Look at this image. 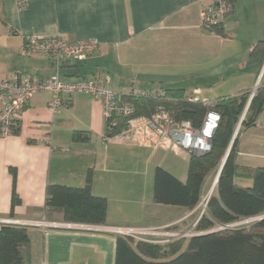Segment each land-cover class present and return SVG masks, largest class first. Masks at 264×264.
<instances>
[{"label":"crops","instance_id":"crops-1","mask_svg":"<svg viewBox=\"0 0 264 264\" xmlns=\"http://www.w3.org/2000/svg\"><path fill=\"white\" fill-rule=\"evenodd\" d=\"M27 1L25 8L17 0L0 2V82L16 75L76 81L101 74L123 96L182 89L189 99L214 103L264 87V55L252 54L264 41V0H231L223 35L201 26L204 7L197 0ZM33 35L100 45L87 61L67 60L57 70L50 58L26 52ZM51 99L48 92L35 95L22 113L20 133L0 137V228L8 220L39 224L26 226L31 264H115L117 234L110 228H193L200 205L188 212L153 199L156 168L184 183L190 153L107 141L101 102L78 93L53 112ZM4 105L0 99V113ZM75 132H88L90 140L75 141ZM238 163L264 167V110L241 135ZM89 171L93 194L108 201L104 225L45 214L49 185L81 188ZM14 191L20 203L13 208Z\"/></svg>","mask_w":264,"mask_h":264},{"label":"trees","instance_id":"trees-1","mask_svg":"<svg viewBox=\"0 0 264 264\" xmlns=\"http://www.w3.org/2000/svg\"><path fill=\"white\" fill-rule=\"evenodd\" d=\"M222 27L212 31L223 35ZM261 52L264 55V41L252 49L253 55ZM143 93L125 96L134 105V116L151 117L159 107H164L174 121H190L198 130L209 112L220 116L210 140V151L200 156L190 155L186 182L161 167L156 168L154 203L193 211L201 204L208 184L218 180L206 212L194 228L197 235L165 244L117 235L115 264H264V167L238 163L240 135L256 125L264 110V87H259L251 101V94L243 93L219 99L212 108L202 101L187 98L182 89L158 90L149 96ZM155 93L162 95L158 98ZM249 101L241 129L232 144ZM127 120L122 116L105 120V138L122 132ZM19 133L20 123L14 135ZM73 139L88 142L90 134L75 132ZM13 175L15 178L16 174ZM92 180V171H89L81 188L49 185L45 214H58L66 223L104 225L108 201L93 194ZM238 181L251 185L242 186ZM18 203L20 199L14 191L12 207ZM252 218L262 219L230 227ZM219 227L224 228L218 230ZM0 264H31V241L26 227L5 224L0 228Z\"/></svg>","mask_w":264,"mask_h":264},{"label":"built area","instance_id":"built-area-1","mask_svg":"<svg viewBox=\"0 0 264 264\" xmlns=\"http://www.w3.org/2000/svg\"><path fill=\"white\" fill-rule=\"evenodd\" d=\"M203 4L201 26L207 30L222 27L229 14L233 11L231 0H197ZM20 8L27 6V0H17ZM99 42L95 39L87 41L69 42L61 36L43 38L36 35L26 39L25 50L32 56H45L50 58L58 70L67 60L78 62L87 61L98 49ZM108 77L98 75L92 78H80L76 81L61 79L58 74L41 81H34L31 77H15L0 82V99L4 108L0 113V137L7 138L14 135L20 123L22 113L29 105L32 98L42 92L51 94L52 99L49 109L58 112L67 106L68 100L78 93L87 94L102 103L105 120L115 116L128 118L124 130L113 137L105 138L107 141L116 140L138 147L152 150H184L196 156L210 151V140L218 127L220 116L216 112H209L203 127L195 129L190 121L176 122L164 107H159L151 117L134 116L135 108L125 96L118 94L107 86ZM149 96L151 92H144ZM159 98L162 94L155 93ZM254 93L251 95V98ZM209 107H214V102H204ZM115 126V123L112 125ZM216 180L211 192L203 197L200 204V216L189 231L179 232L165 227H122L110 228L117 235L130 237L136 241L155 244H165L181 238L197 235L196 227L201 216L206 212L211 195L214 192ZM261 218H252L234 224L256 221ZM7 224L16 226H38L36 222H21L8 220ZM224 227H219L218 230Z\"/></svg>","mask_w":264,"mask_h":264},{"label":"water","instance_id":"water-1","mask_svg":"<svg viewBox=\"0 0 264 264\" xmlns=\"http://www.w3.org/2000/svg\"><path fill=\"white\" fill-rule=\"evenodd\" d=\"M251 99H252V98H250V101H251ZM250 101H249L248 106H247V108H246L245 114H244V116L242 117V120H241V122H240V124H239V126H238V128H237V131H236V133H235V136H234V139H233L232 144L234 143V141L236 140V138H237V136H238V134H239V131H240V129H241V124H242V122H243V120H244V118H245V115H246L247 111H248V108H249V105H250ZM228 153H229V152H228ZM227 156H228V154L226 155V157H225V159H224V161H223V163H222V167H221V170H220V172H219V175H220V173H221V171H222V168H223V166H224V164H225V162H226ZM219 175H218V177H219ZM217 180H218V178L216 179V184H217ZM261 219H262V218H261Z\"/></svg>","mask_w":264,"mask_h":264},{"label":"rangeland","instance_id":"rangeland-1","mask_svg":"<svg viewBox=\"0 0 264 264\" xmlns=\"http://www.w3.org/2000/svg\"><path fill=\"white\" fill-rule=\"evenodd\" d=\"M230 16V14L227 16V17H229ZM227 19V18H226ZM226 21V20H225ZM243 133V132H242ZM242 133H241V135H242ZM241 135H240V138H241ZM185 164V163H184ZM215 182V181H214ZM213 186H214V183H213V181H211L209 184H208V187H207V192H206V195L207 194H209L210 192H211V190L213 189ZM216 186V185H215Z\"/></svg>","mask_w":264,"mask_h":264}]
</instances>
